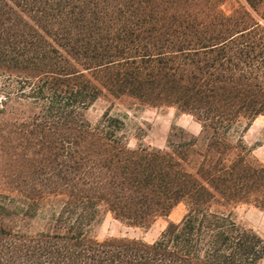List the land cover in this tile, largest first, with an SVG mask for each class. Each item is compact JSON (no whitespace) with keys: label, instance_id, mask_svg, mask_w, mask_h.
I'll return each mask as SVG.
<instances>
[{"label":"trees","instance_id":"16d2710c","mask_svg":"<svg viewBox=\"0 0 264 264\" xmlns=\"http://www.w3.org/2000/svg\"><path fill=\"white\" fill-rule=\"evenodd\" d=\"M0 0V264H260L264 235L236 207L264 211V162L245 132L264 116V0ZM169 106L166 148H131L104 94ZM152 242L98 240L106 213ZM46 223L35 229V221Z\"/></svg>","mask_w":264,"mask_h":264},{"label":"rangeland","instance_id":"374dc122","mask_svg":"<svg viewBox=\"0 0 264 264\" xmlns=\"http://www.w3.org/2000/svg\"><path fill=\"white\" fill-rule=\"evenodd\" d=\"M238 6L237 0H231L225 4V9L230 11ZM109 113L111 116L120 117L124 123L121 134L131 148L138 146L166 148L168 134L173 122H177L188 131L199 134L200 124L189 114L175 116L176 110L169 106L150 107L143 106L134 99L122 96L115 97L109 93L99 98L87 111L86 116L92 126H96ZM244 139L253 150V154L264 162V116H259L245 132ZM1 162V160H0ZM18 174H11L0 167V190L14 188L12 183ZM187 211L186 205L180 203L168 216L157 218L150 228L132 226L121 221L108 212L104 215L102 223L96 231L98 240L108 238L142 239L152 243L156 241L170 222H179ZM237 218L244 226L251 227L261 235H264V212L249 203H241L236 209ZM47 216L42 215L35 221V229L42 228ZM264 264V263H263Z\"/></svg>","mask_w":264,"mask_h":264},{"label":"crops","instance_id":"0c3cea01","mask_svg":"<svg viewBox=\"0 0 264 264\" xmlns=\"http://www.w3.org/2000/svg\"><path fill=\"white\" fill-rule=\"evenodd\" d=\"M264 212V211H263ZM264 263V260L260 263V264H263Z\"/></svg>","mask_w":264,"mask_h":264}]
</instances>
